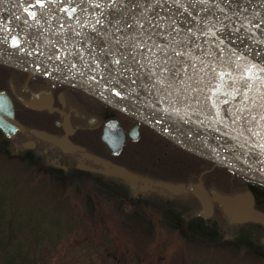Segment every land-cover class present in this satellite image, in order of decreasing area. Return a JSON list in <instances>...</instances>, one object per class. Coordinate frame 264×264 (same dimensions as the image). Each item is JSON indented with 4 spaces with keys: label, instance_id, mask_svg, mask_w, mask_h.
<instances>
[{
    "label": "water",
    "instance_id": "95a60500",
    "mask_svg": "<svg viewBox=\"0 0 264 264\" xmlns=\"http://www.w3.org/2000/svg\"><path fill=\"white\" fill-rule=\"evenodd\" d=\"M0 61L73 83L173 145L264 181V0H0ZM8 124L0 104L6 137ZM193 192L206 213L205 192ZM219 203L229 219L264 225L251 198Z\"/></svg>",
    "mask_w": 264,
    "mask_h": 264
},
{
    "label": "flooded vegetation",
    "instance_id": "af4514ba",
    "mask_svg": "<svg viewBox=\"0 0 264 264\" xmlns=\"http://www.w3.org/2000/svg\"><path fill=\"white\" fill-rule=\"evenodd\" d=\"M0 92V104L10 105L17 124L5 126L9 137L0 131V159H29L50 171L70 169L105 181L120 196V223L178 229L185 236L179 229L204 227L212 220L217 197L205 191L201 173L190 172L188 164L205 158L177 151L134 116L45 72L0 61ZM102 134L118 147L116 153L102 142ZM164 184L183 190L173 194L159 186ZM198 187L210 202L206 213L193 192ZM103 201L114 205L110 197ZM213 213L220 217L215 207Z\"/></svg>",
    "mask_w": 264,
    "mask_h": 264
},
{
    "label": "rangeland",
    "instance_id": "374dc122",
    "mask_svg": "<svg viewBox=\"0 0 264 264\" xmlns=\"http://www.w3.org/2000/svg\"><path fill=\"white\" fill-rule=\"evenodd\" d=\"M47 174L36 161L0 159V245L8 244L0 263L23 253L30 258L25 264H238L216 248L190 242L177 229L118 223L120 213L89 189L81 185L76 192L63 182L59 188ZM230 193L212 195L217 203L221 196L248 203L246 192Z\"/></svg>",
    "mask_w": 264,
    "mask_h": 264
},
{
    "label": "trees",
    "instance_id": "16d2710c",
    "mask_svg": "<svg viewBox=\"0 0 264 264\" xmlns=\"http://www.w3.org/2000/svg\"><path fill=\"white\" fill-rule=\"evenodd\" d=\"M174 148L177 151L179 150L177 147ZM180 152L183 153V151ZM185 154L195 156L192 153ZM23 160L26 162L30 161L29 159ZM37 164L40 165V163ZM188 164L190 172L201 173L200 178L204 180L202 186L206 192L232 195V192L230 193L232 190L233 192L244 191L247 193L248 198L252 199L253 209L264 214V181L249 174L222 167L207 159H190ZM41 166L45 167L43 164ZM48 172H50L48 178L52 176V179L50 178L51 180L57 179L60 182L59 185H56L57 187L60 188V185L65 183L67 187H72L74 191L78 192L84 186L100 200H106L107 197H110L114 201L112 207L115 210L117 209L120 196L105 181L89 177L86 174L76 173L70 169L48 170ZM219 205V203L214 204L213 212L215 207L220 217L219 215L216 217L217 213L211 212L212 220H209L206 226L190 228L191 231L188 235L194 238L193 242L199 247L216 248L221 253H225L228 256L231 255L238 264H248V262L252 264H264V225L257 221H241L236 219V222L232 224L221 211ZM214 219H217V221H214ZM160 228L167 229L166 227ZM171 232L173 231L171 230ZM184 235L187 237V234L184 233ZM241 238L246 239V242L239 241ZM7 247V243L0 245V254ZM223 247H229V250ZM30 249L31 252L34 251L33 248ZM26 254L30 255L28 252ZM253 254L257 255L255 256ZM22 255L23 253H19L18 257L4 258V261L0 264H25L30 258L22 257Z\"/></svg>",
    "mask_w": 264,
    "mask_h": 264
},
{
    "label": "snow or ice",
    "instance_id": "6c2138e0",
    "mask_svg": "<svg viewBox=\"0 0 264 264\" xmlns=\"http://www.w3.org/2000/svg\"><path fill=\"white\" fill-rule=\"evenodd\" d=\"M14 43H15V41H14Z\"/></svg>",
    "mask_w": 264,
    "mask_h": 264
}]
</instances>
